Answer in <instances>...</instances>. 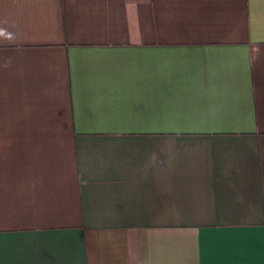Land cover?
<instances>
[{
    "label": "crops",
    "instance_id": "1",
    "mask_svg": "<svg viewBox=\"0 0 264 264\" xmlns=\"http://www.w3.org/2000/svg\"><path fill=\"white\" fill-rule=\"evenodd\" d=\"M0 264H264V0H0Z\"/></svg>",
    "mask_w": 264,
    "mask_h": 264
}]
</instances>
